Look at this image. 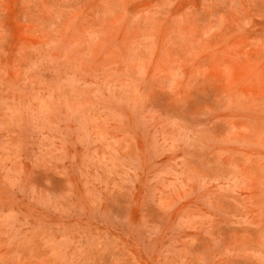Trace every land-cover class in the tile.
Returning <instances> with one entry per match:
<instances>
[{
	"label": "rangeland",
	"instance_id": "rangeland-1",
	"mask_svg": "<svg viewBox=\"0 0 264 264\" xmlns=\"http://www.w3.org/2000/svg\"><path fill=\"white\" fill-rule=\"evenodd\" d=\"M0 264H264V0H0Z\"/></svg>",
	"mask_w": 264,
	"mask_h": 264
}]
</instances>
